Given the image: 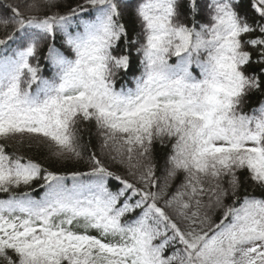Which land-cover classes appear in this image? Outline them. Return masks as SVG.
Listing matches in <instances>:
<instances>
[{
  "label": "snow or ice",
  "instance_id": "obj_1",
  "mask_svg": "<svg viewBox=\"0 0 264 264\" xmlns=\"http://www.w3.org/2000/svg\"><path fill=\"white\" fill-rule=\"evenodd\" d=\"M0 264H264V0H0Z\"/></svg>",
  "mask_w": 264,
  "mask_h": 264
},
{
  "label": "trees",
  "instance_id": "obj_2",
  "mask_svg": "<svg viewBox=\"0 0 264 264\" xmlns=\"http://www.w3.org/2000/svg\"><path fill=\"white\" fill-rule=\"evenodd\" d=\"M133 72L138 74V68L137 67H134L133 68ZM48 75L51 74V69L49 68L47 70V73ZM126 85L128 87H134V83L132 82V73H129L128 75H125V76H122V78L118 81L117 83V88H119L121 85ZM258 99V97H253V102H255L256 100ZM89 137L86 135L85 136V139L87 140ZM91 143L92 145L94 146L95 149H98V140L96 139V136H95V129L93 128L92 129V136H91ZM27 147V146H26ZM10 150V149H9ZM40 159L45 162L46 166L47 164L49 163L45 157L41 156ZM56 167H61V165H56ZM113 170H117L119 171L120 169H118L117 167L114 166V169Z\"/></svg>",
  "mask_w": 264,
  "mask_h": 264
}]
</instances>
